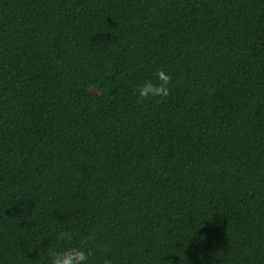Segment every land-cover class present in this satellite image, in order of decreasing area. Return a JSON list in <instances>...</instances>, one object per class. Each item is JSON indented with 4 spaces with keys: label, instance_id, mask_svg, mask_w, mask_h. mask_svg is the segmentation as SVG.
<instances>
[{
    "label": "trees",
    "instance_id": "1",
    "mask_svg": "<svg viewBox=\"0 0 264 264\" xmlns=\"http://www.w3.org/2000/svg\"><path fill=\"white\" fill-rule=\"evenodd\" d=\"M70 246L264 264V0H0V264Z\"/></svg>",
    "mask_w": 264,
    "mask_h": 264
},
{
    "label": "clouds",
    "instance_id": "2",
    "mask_svg": "<svg viewBox=\"0 0 264 264\" xmlns=\"http://www.w3.org/2000/svg\"><path fill=\"white\" fill-rule=\"evenodd\" d=\"M172 76L164 69H159L155 73L154 80H146L136 88L137 103L142 104L149 98H166L169 95V85ZM95 235H90L89 241L95 240ZM58 242L69 244L73 239L71 232L61 231L56 237ZM48 257V264H87L88 252L83 247L70 246L64 248H47L44 253ZM103 264H113L111 259H105Z\"/></svg>",
    "mask_w": 264,
    "mask_h": 264
}]
</instances>
